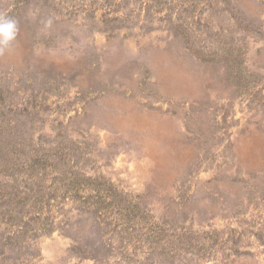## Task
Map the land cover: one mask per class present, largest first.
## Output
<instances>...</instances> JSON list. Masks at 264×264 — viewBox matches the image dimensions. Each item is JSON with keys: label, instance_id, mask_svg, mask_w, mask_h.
<instances>
[{"label": "rangeland", "instance_id": "obj_1", "mask_svg": "<svg viewBox=\"0 0 264 264\" xmlns=\"http://www.w3.org/2000/svg\"><path fill=\"white\" fill-rule=\"evenodd\" d=\"M0 15V264H264V0Z\"/></svg>", "mask_w": 264, "mask_h": 264}, {"label": "clouds", "instance_id": "obj_2", "mask_svg": "<svg viewBox=\"0 0 264 264\" xmlns=\"http://www.w3.org/2000/svg\"><path fill=\"white\" fill-rule=\"evenodd\" d=\"M17 32V21L12 17L0 15V52L8 49L7 46L15 41Z\"/></svg>", "mask_w": 264, "mask_h": 264}]
</instances>
